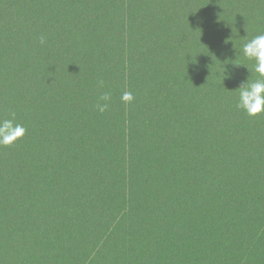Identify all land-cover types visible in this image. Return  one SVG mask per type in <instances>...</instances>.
<instances>
[{"label":"trees","instance_id":"1","mask_svg":"<svg viewBox=\"0 0 264 264\" xmlns=\"http://www.w3.org/2000/svg\"><path fill=\"white\" fill-rule=\"evenodd\" d=\"M261 34L264 0H0V264H264Z\"/></svg>","mask_w":264,"mask_h":264},{"label":"clouds","instance_id":"2","mask_svg":"<svg viewBox=\"0 0 264 264\" xmlns=\"http://www.w3.org/2000/svg\"><path fill=\"white\" fill-rule=\"evenodd\" d=\"M41 44L44 38L41 37ZM242 53L248 60L255 61L253 70L259 74L258 79L249 82L248 79L242 81L238 86V100L236 107L245 112L248 116L255 117L264 113V34L257 35L242 45ZM239 65V64H237ZM247 67L246 65H243ZM103 81L99 85L103 87ZM125 104L131 103L134 97L130 91H125L120 97ZM111 100L109 92H103L95 104L98 112L104 113ZM10 119L0 120V146H8L22 138L27 129L15 122V112H10Z\"/></svg>","mask_w":264,"mask_h":264}]
</instances>
